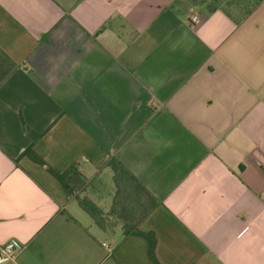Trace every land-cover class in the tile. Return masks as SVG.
<instances>
[{
    "label": "crops",
    "instance_id": "crops-1",
    "mask_svg": "<svg viewBox=\"0 0 264 264\" xmlns=\"http://www.w3.org/2000/svg\"><path fill=\"white\" fill-rule=\"evenodd\" d=\"M174 0H0V245L13 264H152L102 212L119 162L158 202L159 264H264V0L234 22ZM192 12L200 15L195 24Z\"/></svg>",
    "mask_w": 264,
    "mask_h": 264
},
{
    "label": "trees",
    "instance_id": "trees-1",
    "mask_svg": "<svg viewBox=\"0 0 264 264\" xmlns=\"http://www.w3.org/2000/svg\"><path fill=\"white\" fill-rule=\"evenodd\" d=\"M263 0H174L170 9L176 13H186L190 9L203 10L207 14L222 11L234 22L250 15ZM14 68L3 54L0 53V83ZM21 157H28L34 163L44 167L46 171L58 181L73 198L78 206L93 220L95 225L104 232H111L120 225L124 238L130 236L140 237L147 244V256L152 264H159L155 257L156 239L152 232H143L139 229L140 224L155 209L158 202L155 198L114 159L107 162L113 173L112 182L115 188L111 207L107 213L102 212L94 203L86 197L76 195L78 183L83 178L72 167L63 173H56L40 159L31 148L26 149Z\"/></svg>",
    "mask_w": 264,
    "mask_h": 264
},
{
    "label": "built area",
    "instance_id": "built-area-1",
    "mask_svg": "<svg viewBox=\"0 0 264 264\" xmlns=\"http://www.w3.org/2000/svg\"><path fill=\"white\" fill-rule=\"evenodd\" d=\"M200 20V15L192 12L190 16L191 23H197ZM25 246L18 240L11 239L0 245V264H13L18 255H20Z\"/></svg>",
    "mask_w": 264,
    "mask_h": 264
},
{
    "label": "rangeland",
    "instance_id": "rangeland-1",
    "mask_svg": "<svg viewBox=\"0 0 264 264\" xmlns=\"http://www.w3.org/2000/svg\"><path fill=\"white\" fill-rule=\"evenodd\" d=\"M84 197V196H83Z\"/></svg>",
    "mask_w": 264,
    "mask_h": 264
}]
</instances>
